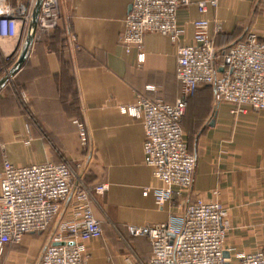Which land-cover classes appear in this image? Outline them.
<instances>
[{"label":"crops","instance_id":"0c3cea01","mask_svg":"<svg viewBox=\"0 0 264 264\" xmlns=\"http://www.w3.org/2000/svg\"><path fill=\"white\" fill-rule=\"evenodd\" d=\"M199 1L208 0H190L176 10L183 29L178 42L157 32L143 36L145 60L138 64L137 48L127 51L119 41L132 0H60L58 26L35 35L26 60L0 89V173L4 160L17 166L67 162L74 180L90 190L107 185L102 194L93 192L102 235L85 242L88 264H148V238L131 236L127 226L164 222L182 211L175 197L158 207L152 192L143 195L146 187L161 183L144 162L142 121L119 107L137 95L175 103L181 92L177 48L193 43L196 19L209 21L220 50L248 31L264 40V0H218L204 14ZM23 40L0 39V78ZM74 120L88 131L86 145ZM182 129L196 156L189 199L218 191L228 211L226 263L238 264L242 253L264 249V111H236L230 102H216L212 88L202 85L187 100ZM56 222L19 243H6L0 264H37Z\"/></svg>","mask_w":264,"mask_h":264},{"label":"built area","instance_id":"2783aa9c","mask_svg":"<svg viewBox=\"0 0 264 264\" xmlns=\"http://www.w3.org/2000/svg\"><path fill=\"white\" fill-rule=\"evenodd\" d=\"M0 0V39L25 37L35 0ZM218 0L197 2L200 14ZM190 0H132L126 27L119 37L127 51L137 48L136 61L145 60L142 43L146 33L157 32L178 42L183 29L177 25L176 10ZM60 0H42L36 23L40 34L58 26ZM193 43L177 48L176 77L181 85L174 104L137 95L134 102L121 105V113L140 119L144 127V162L161 185L146 187L162 207L175 197L182 208L179 216L167 221L128 225L131 236L148 238L152 255L148 264H225L223 243L229 229L228 211L218 198L190 200L196 156L189 149L182 129L187 100L197 88H212L216 102L264 111V40L255 31L226 49L214 46L209 21H193ZM221 30L220 23L216 31ZM75 42L73 34H69ZM152 89V86H147ZM81 144L88 142L85 125L73 121ZM106 184L87 188L74 180L67 162H44L17 166L4 160L0 173V252L8 242L19 243L31 232L45 231L57 220L55 229L37 264H88L85 242L102 235L100 220L93 211V192L102 194ZM238 264H264V249L239 255Z\"/></svg>","mask_w":264,"mask_h":264},{"label":"water","instance_id":"95a60500","mask_svg":"<svg viewBox=\"0 0 264 264\" xmlns=\"http://www.w3.org/2000/svg\"><path fill=\"white\" fill-rule=\"evenodd\" d=\"M42 0H35L30 21L28 24V27L26 29V34L23 40V44L21 46L20 52L18 54V57L12 67L7 71L6 74H4L0 78V89L4 86V84L8 81V79L22 66L24 61L26 60L29 51L31 49V46L35 40V33H36V23H37V17L40 9ZM223 255L225 258H228L229 255L226 253V251H223ZM227 264V263H225Z\"/></svg>","mask_w":264,"mask_h":264},{"label":"trees","instance_id":"16d2710c","mask_svg":"<svg viewBox=\"0 0 264 264\" xmlns=\"http://www.w3.org/2000/svg\"><path fill=\"white\" fill-rule=\"evenodd\" d=\"M79 121V120H78Z\"/></svg>","mask_w":264,"mask_h":264}]
</instances>
